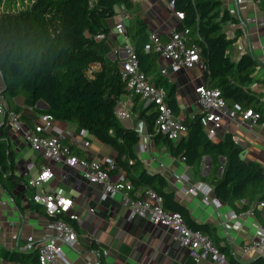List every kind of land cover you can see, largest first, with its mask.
<instances>
[{
  "label": "trees",
  "instance_id": "obj_1",
  "mask_svg": "<svg viewBox=\"0 0 264 264\" xmlns=\"http://www.w3.org/2000/svg\"><path fill=\"white\" fill-rule=\"evenodd\" d=\"M23 1L25 5L15 8L18 0H0V7L9 3L0 14L3 95L8 100L24 95L32 102L44 101L48 109L43 114H50L57 121L73 122L81 131L85 130L112 146L118 153L116 163L126 172L134 189L138 191L149 187L155 190L164 198L167 210L178 213L194 228L188 210L177 201L175 193L159 188L165 184L161 175L150 174L146 170H142L137 177L132 175L141 167L135 154L141 135L136 129L123 126L117 116L116 108L120 97L128 92L127 84L121 80L117 64L108 59L106 38L102 40L99 36L108 35L106 21L117 15V9L123 7L131 11L133 1ZM252 1L258 3L264 12V0ZM171 2L174 12L184 14L178 30L189 29L190 44L200 47L201 57L208 69L204 75L207 86L220 90L228 108L239 113L250 110L257 115L256 122L264 124V80L257 75L260 63L251 52H245L236 61L230 54L240 32L229 38L225 26L239 24L241 20L224 7L223 0ZM136 13H130L126 35L134 44L141 70L151 82L155 80L156 84L165 87L166 102L174 115L179 117L176 86L156 79L154 73L161 56L149 40L148 26ZM93 64H100L101 70L89 75ZM139 119L145 123L149 136L156 144H169L173 155L183 159L189 167L197 169L203 157L211 158L212 170L209 176L201 179L211 184L219 201L232 206L247 201L242 211L248 210L252 203H264V168L241 157L243 149L232 134L227 133L220 142H214L207 135L203 119L196 115L181 119L187 134L174 143L155 131V110L142 108ZM5 126L6 123L0 124V187L7 191L8 186L14 187L18 179L13 172L14 156L6 143ZM221 158L225 159L224 165ZM129 160H133V164H129ZM7 168L12 171L10 175L5 174ZM221 168L223 172L219 175ZM13 198L16 200L18 197ZM61 218L75 225L73 220ZM0 260L40 264L37 250L25 253L0 249ZM231 262L234 264L233 260ZM258 264H264V258Z\"/></svg>",
  "mask_w": 264,
  "mask_h": 264
},
{
  "label": "crops",
  "instance_id": "obj_2",
  "mask_svg": "<svg viewBox=\"0 0 264 264\" xmlns=\"http://www.w3.org/2000/svg\"><path fill=\"white\" fill-rule=\"evenodd\" d=\"M132 1L134 6L131 11L119 7L117 15L106 21L109 28L105 37L109 46L108 59L116 63L118 69L127 59L124 46L129 44L134 47V44L126 32L118 30L117 26L124 23L126 27L132 11H137L136 16L148 26L149 33L159 34L164 41L168 40L173 29L181 25V21L175 18L171 0ZM223 5L241 20L239 24L225 26L228 37L231 36L229 38L240 32L238 41L231 48V57L236 61L245 52H251L260 63L257 73H261L264 68V25L261 26L264 12L252 0H223ZM159 59L161 61L158 60L154 75L157 80L162 79L163 84L176 86V98L180 108L178 118L200 115L194 88L207 84L204 73L197 68L173 72L170 63L161 57ZM163 68L168 69L167 74L161 73ZM99 70L101 65L93 64L89 75ZM152 83L162 87L155 80ZM0 88L3 93L5 87L2 80ZM4 98L10 110L16 111L29 127L38 123L43 111L47 110L44 101ZM142 108H145L144 102L129 90L120 97L116 108L123 126L134 128L141 135V140L135 147L141 167L132 175L137 177L142 170L161 175L165 184L159 188L175 193L177 201L188 210L192 226L209 235L224 249L228 264H233L232 260L234 264H258L264 258V247L254 248L253 245L258 229L264 227V207L252 203L248 210L242 211L247 201L237 202L232 206L219 201L212 192L207 197L208 203H205L203 196L187 194L190 186L195 182H202L201 177L209 176L212 170L211 158L203 157L197 169L191 168L183 159L173 155L169 144H156L149 136L145 123L139 119ZM2 120L0 117V121ZM5 130L6 143L14 156L13 172L18 180L14 187L8 186L7 191L0 187V249L32 253L37 250L39 243L54 239L55 232L51 226L53 218L45 213L41 205L33 202L36 189L27 185L29 180L37 177L42 167L49 166L55 178L44 185L43 189L53 192L57 197L72 199L74 206L71 212L79 215V219L74 221L78 244L74 247L64 245L63 256L55 264H214L210 261L196 263L180 247L177 234L172 230L151 224L142 218L130 221L129 210L123 205L120 196L103 201L101 186L90 184L77 170L62 162L46 160L23 140L21 133L14 132L7 125ZM227 133L232 134L237 144L242 147L244 160L263 165L264 124H252V121L244 123L240 118L236 121L225 119L219 135L210 138L214 142H220ZM46 134L59 137L72 154L79 158L106 162L115 160L118 156L112 146L99 141L87 131L82 135V131L73 122L55 120ZM221 164H225L224 158H221ZM221 170L223 172V168L219 175L222 174ZM11 172L8 168L5 170L7 175ZM147 188L149 187L138 191ZM22 190L25 191L22 193ZM11 194L18 198L14 200ZM90 209L94 213H90ZM30 237L33 238L31 243L28 240ZM103 251H109V254L105 256ZM0 264L17 263L0 260Z\"/></svg>",
  "mask_w": 264,
  "mask_h": 264
},
{
  "label": "built area",
  "instance_id": "obj_3",
  "mask_svg": "<svg viewBox=\"0 0 264 264\" xmlns=\"http://www.w3.org/2000/svg\"><path fill=\"white\" fill-rule=\"evenodd\" d=\"M170 4L173 8V2ZM3 6L4 3L2 9ZM174 15L178 21L184 19L182 12H175ZM117 29L124 32L125 24L120 23ZM190 33L189 29L178 30L176 28L171 31L167 41H162L159 34L152 32L149 33V40L161 58L170 63V69L173 72L190 71L197 68L205 75V72L208 71L207 66L201 57L200 47L196 44H190ZM99 38L103 40L105 36L100 35ZM124 50L127 59L119 69L121 80L127 84V89L134 96L139 97L144 102L145 108L150 107L156 111L155 131L163 134L171 141L181 140L187 134V128L167 104V91L152 83L143 73L133 46L126 44ZM147 52H149V48H147ZM167 72L168 69L164 68L161 71L162 74H167ZM2 77L0 72V80ZM194 92L197 95L200 116L203 119L208 137H213L222 130L225 119L236 121L237 118H240L244 123L249 121H252V124L257 123V115L252 111L239 113L236 109L228 108L217 88H210L207 84L199 85L194 88ZM0 117L3 119L0 124L6 123L14 132L21 133L23 140L46 160L55 163L62 162L77 170L90 184L101 186V199L103 201L107 198L120 196L123 205L129 210L130 221L142 218L151 224L172 230L177 234L180 247L196 263L210 261L214 264H228L226 254L221 251L212 238L190 227L178 213L167 210L165 200L159 193L151 188L136 191L128 180L126 172L118 166L114 159L99 162L94 159L79 158L72 154L70 148L65 146L59 137L47 135V129L56 120L52 115L42 114L39 117V122L32 127L25 125L20 116L10 110L2 93V88H0ZM85 132L82 130V135ZM129 164H133V160H129ZM262 166L264 168V162ZM54 178L53 170L49 166H44L37 177L29 180L27 184L28 187L36 189L32 198L33 202L41 205L45 213L53 218L51 226L55 232L54 239L39 243L37 247L40 264H55L63 256L64 245L74 247L78 244V233L74 226L61 218L65 217L73 221L79 219L77 213L71 212L74 201L66 197H57L53 192L43 189V186ZM212 192V186L204 182H195L187 189V194L203 196L205 203H208L207 197ZM260 206L264 207V203ZM89 212L94 213V210L90 209ZM233 217L237 218L235 215ZM28 240L30 243L33 242L32 237ZM253 247H264V227L258 229L257 239ZM103 254L107 256L109 251H103Z\"/></svg>",
  "mask_w": 264,
  "mask_h": 264
},
{
  "label": "rangeland",
  "instance_id": "obj_4",
  "mask_svg": "<svg viewBox=\"0 0 264 264\" xmlns=\"http://www.w3.org/2000/svg\"><path fill=\"white\" fill-rule=\"evenodd\" d=\"M8 1V0H7ZM19 2L14 6L15 8H20L22 5H25V2L23 1L22 2V0H18ZM91 1H93V0H91ZM8 5H9V3H4V6H3V9H2V6L0 7V14L2 13V12H4L6 9V7H8ZM263 25H264V17H263V19H262V22H261V26L263 27ZM229 37H231L230 35H229ZM160 60V59H159ZM161 61V60H160ZM91 72H89V74H90ZM258 76H260V77H262L263 78V80H264V68L262 69V71H261V73H259V74H257ZM262 90L264 91V86L262 87ZM21 98H26V96H24V95H20L17 99L18 100H20ZM220 132V131H219ZM219 132H218V135H219ZM242 155V158L244 157V155H245V153L242 151V153H241ZM0 242H2V240H0ZM1 244H5V243H1ZM8 248H10V247H8Z\"/></svg>",
  "mask_w": 264,
  "mask_h": 264
},
{
  "label": "water",
  "instance_id": "obj_5",
  "mask_svg": "<svg viewBox=\"0 0 264 264\" xmlns=\"http://www.w3.org/2000/svg\"><path fill=\"white\" fill-rule=\"evenodd\" d=\"M45 107L48 109V106L47 105H45ZM210 167V166H209ZM221 173H222V170H221Z\"/></svg>",
  "mask_w": 264,
  "mask_h": 264
},
{
  "label": "snow or ice",
  "instance_id": "obj_6",
  "mask_svg": "<svg viewBox=\"0 0 264 264\" xmlns=\"http://www.w3.org/2000/svg\"><path fill=\"white\" fill-rule=\"evenodd\" d=\"M194 59H195V57H193ZM47 175V174H46ZM65 203H67V202H65Z\"/></svg>",
  "mask_w": 264,
  "mask_h": 264
}]
</instances>
